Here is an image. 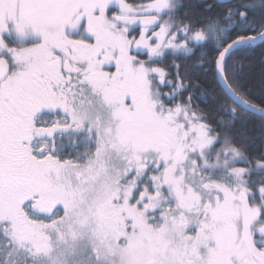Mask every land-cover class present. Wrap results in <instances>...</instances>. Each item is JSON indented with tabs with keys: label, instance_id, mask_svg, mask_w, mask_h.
Listing matches in <instances>:
<instances>
[{
	"label": "snow or ice",
	"instance_id": "snow-or-ice-1",
	"mask_svg": "<svg viewBox=\"0 0 264 264\" xmlns=\"http://www.w3.org/2000/svg\"><path fill=\"white\" fill-rule=\"evenodd\" d=\"M257 48L264 0H0V264H264Z\"/></svg>",
	"mask_w": 264,
	"mask_h": 264
},
{
	"label": "trees",
	"instance_id": "trees-1",
	"mask_svg": "<svg viewBox=\"0 0 264 264\" xmlns=\"http://www.w3.org/2000/svg\"><path fill=\"white\" fill-rule=\"evenodd\" d=\"M193 2H199V0H193ZM212 2V0H209ZM261 49L257 48L255 52L251 54L252 66L248 73V81L246 87L250 89L249 95L251 99L257 104H264V91L261 90ZM204 106V105H202ZM252 123H258L256 118H253Z\"/></svg>",
	"mask_w": 264,
	"mask_h": 264
}]
</instances>
